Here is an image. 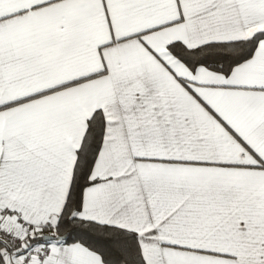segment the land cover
I'll return each mask as SVG.
<instances>
[{
    "label": "snow or ice",
    "instance_id": "1",
    "mask_svg": "<svg viewBox=\"0 0 264 264\" xmlns=\"http://www.w3.org/2000/svg\"><path fill=\"white\" fill-rule=\"evenodd\" d=\"M0 264H264V0H0Z\"/></svg>",
    "mask_w": 264,
    "mask_h": 264
}]
</instances>
